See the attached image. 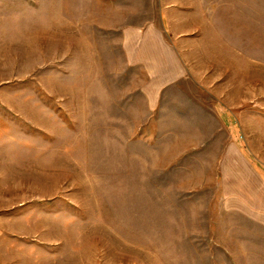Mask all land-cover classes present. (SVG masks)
Masks as SVG:
<instances>
[{"label":"rangeland","instance_id":"rangeland-1","mask_svg":"<svg viewBox=\"0 0 264 264\" xmlns=\"http://www.w3.org/2000/svg\"><path fill=\"white\" fill-rule=\"evenodd\" d=\"M131 3L0 0V264H264V0Z\"/></svg>","mask_w":264,"mask_h":264},{"label":"crops","instance_id":"crops-1","mask_svg":"<svg viewBox=\"0 0 264 264\" xmlns=\"http://www.w3.org/2000/svg\"><path fill=\"white\" fill-rule=\"evenodd\" d=\"M133 9H149L137 15L154 16H206L231 14L232 1L236 0H128ZM235 5V3H234ZM263 195V194H262ZM261 195V196H262ZM264 201V196H262Z\"/></svg>","mask_w":264,"mask_h":264}]
</instances>
